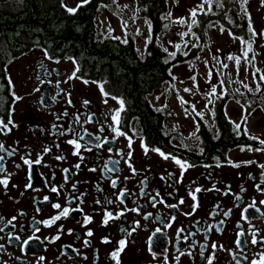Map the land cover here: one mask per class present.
Here are the masks:
<instances>
[{
  "label": "flooded vegetation",
  "instance_id": "flooded-vegetation-1",
  "mask_svg": "<svg viewBox=\"0 0 264 264\" xmlns=\"http://www.w3.org/2000/svg\"><path fill=\"white\" fill-rule=\"evenodd\" d=\"M21 41L13 47L0 45V119L7 122L10 115L15 124L7 134L0 133L4 145L0 156L6 168L0 175L11 173L7 189L0 185V264H116L110 253L122 238L126 244L118 255L120 264H208V254L214 256L213 264H251L259 258L262 249L250 241L255 230L264 234V204L260 203L264 193L256 187H264L260 175L264 168L259 166L264 164V151H241L238 145L259 148L258 141L249 137L264 139V134L244 135L241 131L237 135L240 130L230 122L235 116L243 126L241 116L247 120L254 106L242 103L243 109L241 105L228 108V97L214 99L207 108L202 101L185 100L188 104H182L169 85L167 71L157 86L143 92L147 119L129 113L126 104L121 113L119 127L132 138L133 174L124 162L128 159V138L112 139L115 133L106 114L119 105L103 97L93 83L105 79L85 76L79 69V78L69 80L75 67L69 56L50 52L43 38ZM45 51L52 59L45 57ZM13 92L20 99L14 100ZM85 100L89 103L84 104ZM192 105L204 113L203 119L192 113ZM77 115L81 123H76ZM65 129L69 131L61 134ZM193 132L195 136H190ZM97 136L108 140L96 147ZM70 138L81 143L79 155H73V146L66 142ZM141 138L150 148L174 153L192 166L181 176L171 158L151 150L145 154ZM181 142L188 147H181ZM44 147L50 151L41 156V163L25 165L21 160L25 156L35 161ZM10 150H14L12 155L7 154ZM58 155L65 159L57 160ZM226 159L239 166L229 165ZM249 160L253 162L243 163ZM112 180H116V187ZM122 188L127 193L121 204L116 195ZM197 188L201 190L197 192ZM190 191L196 196L195 211ZM150 197L155 198V204ZM181 198L183 203H179ZM53 203H59L61 209L53 208ZM65 206L71 209L67 216L48 225L41 223ZM125 208L128 210L119 217L102 222L105 209L115 213ZM133 208L138 211H131ZM187 212L192 215H185ZM85 215L92 217L88 224H84ZM89 229L92 235L86 236ZM241 230L244 235L237 247L236 233ZM105 236L108 242L102 240ZM213 241L223 248L212 249ZM202 250L204 256L200 255Z\"/></svg>",
  "mask_w": 264,
  "mask_h": 264
},
{
  "label": "trees",
  "instance_id": "trees-1",
  "mask_svg": "<svg viewBox=\"0 0 264 264\" xmlns=\"http://www.w3.org/2000/svg\"><path fill=\"white\" fill-rule=\"evenodd\" d=\"M168 1L136 0L137 10L151 28V40L139 52L131 38L125 43L98 36L96 19L100 5L106 0H89L75 13L67 12L61 0H0V45L7 48L21 43L23 38H43L50 52L74 58L85 76L103 77L106 90L122 97L129 113L147 119L143 92L147 87L157 86L167 76L170 65L168 51L157 43L169 24ZM220 3L223 6L212 5L211 12L197 13L198 25L194 31L199 35L217 21L237 37L247 39V18L239 13L232 0ZM173 62L181 60L176 58Z\"/></svg>",
  "mask_w": 264,
  "mask_h": 264
},
{
  "label": "rangeland",
  "instance_id": "rangeland-1",
  "mask_svg": "<svg viewBox=\"0 0 264 264\" xmlns=\"http://www.w3.org/2000/svg\"><path fill=\"white\" fill-rule=\"evenodd\" d=\"M232 1L239 13L243 14L240 0ZM77 3L78 0H64V4L67 7H76ZM168 3L169 13H171L170 16L168 15L169 24L158 37L157 43L163 49H168L169 54L177 51L174 47L176 43H181L179 33L188 32L187 24L193 18L190 16L189 10L198 4H203L204 8L207 9L209 4L206 0H169ZM212 5H216V0H212L211 7ZM245 8L250 14L254 30L258 33L264 30V6L261 5V0H246ZM177 17H184L186 23H179L176 20ZM124 21H127L126 30L121 28V24ZM96 22L99 37H120L123 41L131 38L139 52H142L145 48V40L149 36V25L145 23V19L142 18L137 10L136 0H116V4H113L112 0H106V3L101 4L99 7ZM109 28L112 29L111 33L108 31ZM222 28L217 21L212 22L208 25L206 31L200 32V36L197 34L200 37L199 42L194 37H191L190 34L183 38L187 44L181 43V48L177 51V55L174 57L170 56L168 72L171 73V80L169 85L175 90L174 95L187 98L184 100L197 101L196 103H201L202 101L208 104L209 99L214 100L216 98L206 96L205 93L210 91L212 83H217L218 79H223L226 84L224 97H228V108H239L242 103H249L254 106L253 113H250L246 120L247 131L254 135H262L264 134V88L260 92L253 94L244 89L242 83H237L236 81L239 79V81L247 83L253 89H255L256 83L260 82L253 81L252 75L255 69H260L264 73V37L257 35L253 38L252 49L255 52V67L252 64H245L241 60L239 72H237L235 60H229L227 57L229 53L242 55L240 51L242 48L241 41L230 36L229 31L225 28L221 30ZM192 31H194V26ZM169 41L172 43L170 44ZM193 44L198 46L192 47ZM217 49H220V52H217ZM185 51L188 52L187 56L183 54ZM251 55L252 53L250 52L249 56ZM213 56L218 57L221 63L217 64L213 60ZM176 58L181 60V62H173ZM205 60L208 61V65H205ZM224 64L227 65L226 68L222 67ZM209 67L213 71L210 81L207 76ZM245 68L248 69L247 72H245ZM218 72H223L226 75L218 77L216 75ZM193 75L196 76L195 85L191 79ZM172 77H175V79H172ZM229 79L232 81L230 84L227 83ZM185 88H190L192 91L185 92ZM217 89L218 91L220 90L219 84H217ZM234 89H239V91H234ZM222 98L220 97L217 100ZM237 101H240V103H237ZM231 119L239 123L237 117L234 116Z\"/></svg>",
  "mask_w": 264,
  "mask_h": 264
},
{
  "label": "snow or ice",
  "instance_id": "snow-or-ice-1",
  "mask_svg": "<svg viewBox=\"0 0 264 264\" xmlns=\"http://www.w3.org/2000/svg\"><path fill=\"white\" fill-rule=\"evenodd\" d=\"M88 2H89V0H78V3L76 5V7H67V5H64L63 0H61V5H62V7H65L66 8V11L67 12H69V13H75L79 7H81L82 5L87 4ZM206 2L209 4V7L207 9L204 8L203 4H198V5H196L195 7L191 8L189 10V14L193 18L191 19V22L187 24L188 32H180L179 33V36L181 37V43H184L185 45L187 44V42L184 41L183 38L186 35H189V34L191 35V37H194L197 40V42L200 41V37L197 36V33L195 31H192V28H193V26L198 25V20L195 18L197 16V12L198 11L201 12V13L211 12L212 11V7H211L212 0H206ZM245 2H246V0H240V5H241V8L243 9V15L245 17H247V19H248V26H247L248 38L245 39L242 36L241 37H237L234 33H232L231 31H229V35L230 36H233L236 39H239L241 41V45H242V48L240 50L241 53H242V55H235L233 53H229V55L227 57L229 60H233V59L235 60L237 72H239V65L241 63V60H243V62L245 64H252L253 67H255V65H254L255 52L252 49V44L254 42L253 41V38L256 37L257 35H259L261 37H264V30L260 31L259 33L254 30L253 25H252V22H251L250 14L248 13L247 9L245 8ZM112 3L113 4H116V0H112ZM261 5L264 6V0H261ZM222 6L223 5L220 3V0H216V7L219 8V7H222ZM117 7H119V5H117ZM125 7H126V5H125ZM170 15H171V13H169V16ZM225 18L227 19V16ZM176 20L179 23H181V24H185L186 23V20H185L184 17H177ZM145 23H148V21L146 20ZM126 26H127V21L122 22L121 28L126 30ZM213 26H215V25H213ZM149 29H150V35L148 37H146V40H145V46L146 47H147L148 41L151 40V28H150V25H149ZM221 30H223V28ZM108 31H109V33H111L112 32V29L109 28ZM113 38L114 39H120V37H113ZM124 42L127 43V40L125 39ZM169 43L171 44L172 42L169 41ZM181 43H176L174 45V47H175V49L177 51H179V49L181 48ZM197 46H198L197 44H193L192 45V47H197ZM164 51L167 52L168 49H164ZM177 51L170 52L169 53V56H171V57L176 56L177 55ZM216 51L217 52H220V49H217ZM250 52L252 53L251 56H249V53ZM183 54L185 56H187L188 55V52L185 51ZM44 55H45V57H47L49 59H52V57L49 56V54L47 53V51H45ZM68 59H72L73 60V64H74L75 67H74L73 72L71 73V75H69L67 77V79L70 80V79H73V78H79V77H77V73L79 72V67L76 66L75 59L74 58H71V57H68ZM213 60H215L217 64H220L221 63L220 59L218 57H216V56H213ZM165 62H167V61H165ZM204 63H205V65H208V61L207 60H205ZM222 67L226 68L227 65L224 64V65H222ZM247 71H248V69L245 68V72H247ZM169 74L171 75V73H169ZM216 75L218 77H222V76H225L226 74L223 73V72H218V73H216ZM207 76H208V79L210 81L211 80V77L213 76V71L211 70V67H209V71L207 73ZM172 79H175V77H172ZM191 79H192V81H193V83L195 85L196 76L193 75L191 77ZM252 79H253V81H260V82L256 83L255 89L249 87V85L247 83H243L242 81H239V79H237L236 82L237 83H242L244 89H246L248 92H252L253 94H255L257 92H260L262 90V88H264V73H262L260 69H255V71H254V73L252 75ZM83 82L84 83H88L89 81L84 80ZM8 83L11 86V83L12 82H11L10 77L8 78ZM41 83H44V81H41ZM57 83H59V81H57ZM93 83H96L98 85L99 90H100V92H101V94H102L103 97H106V98L110 97L113 100H115L118 103V105H119L118 107L108 109L106 114L110 115V117H111V124L109 126L111 127V131L113 133H115V135L112 137V139L115 140V138L117 136H122V135L123 136H126L128 138V141H129V143H128L129 151L127 153L128 159H126L124 162H125V164H127V166L132 171V173L135 174L136 173V169L133 167V165L131 163V157H132V151H131L132 138H131V136L128 135V133L122 131L121 128L119 127L121 113H122L123 109L125 108V101L123 100L122 97L116 96V95L110 93L109 91H107L105 89V87H104L105 82H102V81H93ZM227 83L228 84L232 83L231 79H229L227 81ZM217 84L220 85V90L219 91L217 89ZM0 87H2V86H0ZM36 90H38V89H36ZM184 91L185 92H191L192 89L185 88ZM234 91H239V89H234ZM225 94H226V84H225V81L223 79H218L217 80V83H212L211 84V87H210V91L207 92V93H205L206 96H211V97H214L216 99H218L220 97H224ZM12 96L14 97V100L20 99V97L16 96L14 92L12 93ZM177 98H178V100H180V102L182 104H185V105L188 104V101H185L183 99V97L178 96ZM103 102L104 103H107V99H105ZM213 102H214L213 99H209L208 100V104H206L205 107L207 108L209 105L213 104ZM68 103H71V100H69ZM83 103L84 104H88L89 101L85 100V101H83ZM237 103H240V101H237ZM241 107L243 109L244 106L241 105ZM157 110L159 111L160 109H157ZM191 110H192V113H194L195 115H197L201 119H203L204 113L203 112H200V111H197V109L195 108L194 105L191 106ZM9 111L11 113V109ZM210 111L212 112V115L214 116L215 115V112L212 111L211 109H210ZM185 113L188 114V108H185ZM66 114H67L66 112L63 113V115H66ZM225 115L227 116V113L226 112H225ZM58 118H59V116H58ZM241 120L244 122L243 126L240 123H237L235 121H230V122L233 123V125H234V127L236 129L240 130V131H237V133H236L237 135H240L241 134V131L243 132L244 135H248V131H247V127H246V122H247L246 121V116L245 115H242L241 116ZM75 121H76V123H81V120H80L79 115L76 116ZM88 122H90V120H85L84 121V123H88ZM10 126L15 127V124L11 120L10 115H9V119L7 120V122H5L4 120L0 119V133L7 134V132L11 130ZM52 127L55 129L57 127V125L53 124ZM68 131L69 130L65 129L63 132H61V134H65ZM73 132H74V130H73ZM83 132L87 133V129H83ZM165 134L167 135V133H165ZM189 135L190 136H195V132L189 133ZM83 138H84L83 135H81L80 136V140H83ZM196 138L199 139L198 136ZM249 138L252 139V140H257L258 143H259V145L261 147L253 149V147L251 145H248V144L238 145V147H240L241 151H244L245 149H247L248 151H253V150H255V151H264V139L259 138V137H256V136H250ZM96 139L99 141V143L96 144V147H100L102 144L105 143V141L108 140V137H104L103 139H101L100 137L97 136ZM66 142L69 145H72L73 146V155H79L80 154L79 153V150L81 149V143L76 138H70ZM140 143H141V147L145 151V154H147V152L149 150H151V151H155L156 153H158L161 157H163L165 159L171 158L175 162V164H177L179 166L180 172H181V176L183 175V172H184V170L187 167L192 166V165H190L188 163L187 160H183V159L177 157L174 153H171V152H167L166 153L163 150H161L159 147L150 148V146L146 143V141L143 138H141ZM180 146L181 147H185V148L188 147V145L187 144H184L183 142H181V145ZM3 147H4L3 143L0 142V149H2ZM13 151L14 150H10V151L7 152V154L8 155H12ZM49 151H50V149L48 147H44L43 150H42V152L37 155L35 161H33V160H31V159H29V158H27L25 156H21V160L23 161V163L25 165H31L33 163L39 164V163H41V156L44 153H48ZM109 151L111 152L112 149L110 148ZM201 151H203V149H201ZM117 152H118V154H122L120 152V150H117ZM3 159H4V157L3 156H0V173H5L6 172V168H5L4 164H3ZM56 159L57 160H63V159H65V157L62 156V155H58L56 157ZM252 162L253 161H250V160L249 161H243V163H245V164H249V163H252ZM117 163H119V162L117 161ZM226 163H228L229 165H232V166H239L236 162L232 161L231 159H226ZM205 166L207 167V165H205ZM259 166L261 168H264V164H261ZM17 167H19V166L17 165ZM75 167L79 168L80 165L77 164V165H75ZM105 167L107 168V165ZM91 170L94 171L95 169L93 168ZM63 171L67 172L68 170L67 169H64ZM169 175H171V173H169ZM260 175L262 177H264V171H262L260 173ZM10 176H11V173H7L6 175H0V185H3L5 187V189H7ZM66 179H67V177H66ZM178 182H179V180H177V183ZM111 183H112V186L113 187H116L117 186L116 185V180H112ZM141 183H143V181ZM13 187H15V185H13ZM25 187L27 188L28 185L26 184ZM75 187H76V185L73 184V188L74 189H75ZM214 187H215V185L213 184V188ZM256 187H257V190L258 191H261L262 193H264V187H260L259 185H257ZM200 190L201 189H199V188L196 189L197 192L200 191ZM52 191L53 192H56L57 191V188L55 186H53L52 187ZM141 191H143V189ZM241 191H243V189H241ZM126 193H127V189H125V188L120 189L119 194L116 195V201H118L121 204L124 203V200L122 199V197ZM80 195L82 196L83 193H81ZM158 195H159V193L157 192V196ZM169 195H171V193H169ZM189 195H191L192 198H193V200H194V203L192 205V209H193V211H195L196 207L198 206L195 203L196 196L191 191H190ZM150 198L153 200V203L155 204V198L154 197H150ZM44 199L47 200L48 197H44ZM236 199L237 200L239 199V195H237ZM160 202L163 203V199H161ZM96 203L99 204L100 201L97 200ZM109 203H112V201H109ZM179 203H183V198H181V200L179 201ZM260 203L261 204H264V200L260 201ZM52 207L55 208V209H61V205L59 203H53ZM168 207L169 208H172V207H175V205H168ZM249 207H254V205H250ZM127 210L128 209H126V208L125 209H120L117 212L113 213V212L105 209L104 210V215H103V221L102 222L103 223H107L110 219L119 217L120 215L123 214L124 211H127ZM70 211H71V209L69 207L65 206V207L62 208V210H60L58 212L57 215H53L49 219H46V220L41 221V223H43L45 225L51 224L52 222L58 220L61 216H67ZM131 211H134L135 212V211H138V209L137 208H133V209H131ZM227 214H228L227 212L224 213V215H227ZM146 215H150V214H146ZM185 215H192V212H187V213H185ZM211 215H212V213H209V216H211ZM0 219H2V218H0ZM11 219L14 220L15 217H12ZM91 219H92V217L90 215H85V217H84V224H88ZM173 219H174V217H173ZM9 222H11V221H9ZM136 223H138V222H136ZM249 227H252V226L249 225ZM207 230L208 229L206 228L205 231H207ZM69 231L71 232L72 230L69 229ZM177 231L180 232V231H182V229H178ZM91 235H92V232H91V229H89L86 232V236H91ZM243 235H244L243 230L238 231L236 233V241H235V243H236V246L237 247H240L241 246V243H242L241 237ZM52 239H56V237H52ZM185 239H187V237H185ZM102 240L104 242H108L109 238L107 236H105V237H102ZM250 242H251V244L253 246H257L258 245L262 249L260 251V253H259V258L258 259L257 258H254L251 261V264H264V234H260L259 230H255L253 232V235L251 236V241ZM117 243H118L119 247H117L115 250H113L110 253V255H111V258L114 261H116V264H120L119 259H118V255L122 251V249L124 248V246L126 244V241H125V239L122 238ZM194 243H195V241H193V244ZM201 247L203 248V245ZM211 247H212V249L215 250L218 247L219 248H223V245H217L216 242L213 241L212 244H211ZM228 251L231 252L232 250L231 249H228ZM200 255L201 256H204L205 255L204 252H203V250L201 251ZM41 259H43V257H41ZM206 260H207L208 264H213L214 256L212 254H208L206 256ZM237 264H239V262H237Z\"/></svg>",
  "mask_w": 264,
  "mask_h": 264
}]
</instances>
